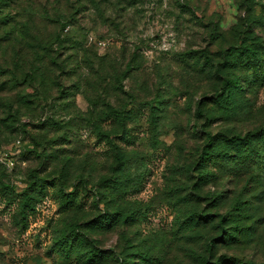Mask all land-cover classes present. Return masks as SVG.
<instances>
[{"label": "rangeland", "instance_id": "374dc122", "mask_svg": "<svg viewBox=\"0 0 264 264\" xmlns=\"http://www.w3.org/2000/svg\"><path fill=\"white\" fill-rule=\"evenodd\" d=\"M131 1L0 0V264H264V0Z\"/></svg>", "mask_w": 264, "mask_h": 264}, {"label": "trees", "instance_id": "16d2710c", "mask_svg": "<svg viewBox=\"0 0 264 264\" xmlns=\"http://www.w3.org/2000/svg\"><path fill=\"white\" fill-rule=\"evenodd\" d=\"M137 3H139V1L138 0H132L131 1V4L132 5H134V4H137ZM247 51H248V53H252V54H254V55H256V54H260L261 52L256 48V49H247ZM263 53H264V50H263ZM255 61V60H254ZM258 63H261V64H263L264 63V58L262 59V60H260V62H258ZM255 64V63H254ZM235 82H236V78L234 79V80H228L227 81V83H226V86H228L229 88L230 87H234V85H235ZM228 98H229V95L227 94V95H225L224 96V102L226 103L227 101H228ZM116 118H118V120H120L121 121V118L120 117H118V116H116ZM264 137V134L262 133V132H258L257 134H255V135H248V136H242V135H236V136H234V137H230V139L229 138H227V139H225V142L228 144V147H231V148H234V147H242V148H246V147H252L253 146V144H254V142H255V140H258V139H260V138H263ZM218 138V136H215V137H213V136H210V143H209V146L211 145V144H213V143H215L214 141L216 140ZM216 144V143H215ZM215 146L216 145H213L210 149H209V151L208 152H205V154L208 156V157H211V154H210V152L213 150V149H215ZM219 147V146H218ZM208 148V146L206 147L205 146V151H206V149ZM221 159H223V158H227V159H229V160H231L232 162H234V165L237 163V162H240V163H242V164H245L246 162H245V160H246V158L243 156V155H237V156H219ZM216 158H218V157H216ZM262 160H263V158H261ZM229 237H231V238H233L234 236H231V235H229ZM231 262L230 263H238V260H234V259H232V260H230Z\"/></svg>", "mask_w": 264, "mask_h": 264}]
</instances>
